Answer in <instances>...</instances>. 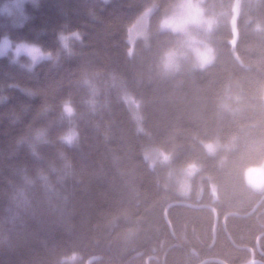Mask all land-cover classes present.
<instances>
[{"label": "trees", "instance_id": "16d2710c", "mask_svg": "<svg viewBox=\"0 0 264 264\" xmlns=\"http://www.w3.org/2000/svg\"><path fill=\"white\" fill-rule=\"evenodd\" d=\"M6 1L0 38L58 58L31 70L0 58V264L264 259V193L245 183L246 169L264 164V36L248 23L264 18V4L241 0L236 28L223 23L211 36L217 58L206 71L162 79L157 58L173 37L156 24L169 0H40L24 3L20 24L2 11ZM209 3L219 10L232 0ZM152 5L148 46L137 41L131 54L129 29ZM73 32L81 39L63 50L59 34ZM226 91L231 111L219 106ZM65 102L76 110L72 146L60 139ZM207 140L219 141L215 155L201 147ZM157 147L174 153L175 166L198 161L189 196L178 194L169 166L145 158ZM181 200L190 205L173 204ZM209 206L219 214L215 236Z\"/></svg>", "mask_w": 264, "mask_h": 264}, {"label": "clouds", "instance_id": "9594fccd", "mask_svg": "<svg viewBox=\"0 0 264 264\" xmlns=\"http://www.w3.org/2000/svg\"><path fill=\"white\" fill-rule=\"evenodd\" d=\"M25 3H32L38 7L40 0H24ZM258 4H264V0H257ZM152 11V10H150ZM241 12V0H232V3L225 7L221 6L217 10L215 4H210L209 0H169L167 8L160 15L156 30L159 33L167 34L173 39L164 47L157 58L156 72L162 79H173L182 74L204 72L213 65L217 58V51L214 47L211 36L223 23L230 24L233 29ZM248 23L251 31L256 35L264 36V18H250ZM148 35L146 30L134 28L129 34V42L135 43L143 41L145 47L148 46ZM81 39L78 33L65 34L58 36L59 44L65 50L70 48L72 41ZM11 51L14 61L21 56H26L30 61L31 67L54 59V54L50 50H45L42 46L35 43L16 42L14 43L8 36L0 38V58H3ZM226 91L225 96L220 101V108L223 111H231L228 102L232 99ZM239 99V97H235ZM130 104H135L131 99ZM137 109L139 105H135ZM76 114L75 108L70 102L63 105V116L68 121L69 126L60 137L63 143L72 146L79 140V132L73 123ZM138 123V131L144 129L140 126L142 116L137 113L134 117ZM44 134L38 132L36 139L42 140ZM201 147L208 155H215L220 149L219 141H201ZM145 158L152 163H159L161 166H169L168 179L171 180L178 194L187 196L191 190V180L199 171V164L196 160H189L182 165H173L174 153L160 148H149L146 150ZM245 183L253 192L264 193V165H260L252 172L245 173ZM73 254L71 259H76ZM251 264H256L253 260Z\"/></svg>", "mask_w": 264, "mask_h": 264}, {"label": "rangeland", "instance_id": "374dc122", "mask_svg": "<svg viewBox=\"0 0 264 264\" xmlns=\"http://www.w3.org/2000/svg\"><path fill=\"white\" fill-rule=\"evenodd\" d=\"M107 1V0H106ZM24 0H7L4 5H3V8L2 11H6L8 13H12L15 15L16 19L18 21H16L17 24H20L23 22L24 20V11H23V6H24ZM156 8V5H152L150 6L149 8H147L138 18L137 20L135 21V23L130 27L129 29V34L131 32V30H133L134 28H139L141 30H148V23H149V19H150V16H151V13L153 12V10ZM152 10V11H150ZM73 33H78L80 35L79 32H73ZM66 34V33H65ZM71 34V33H69ZM129 34H128V41H129ZM6 36V35H5ZM4 37V36H3ZM11 39V38H10ZM12 40V39H11ZM14 43L16 42H28V43H34V42H29V41H24V40H21V41H15V40H12ZM130 43V42H129ZM136 43V42H135ZM135 43H130V53L132 54L134 52V46H135ZM36 44V43H35ZM63 50H65L64 48H62ZM54 54V53H53ZM6 56H9L13 61H14V57H13V53L11 51L8 52V54ZM23 57V56H21ZM21 57L16 60V62H20L21 64L27 66L30 68V61L27 60L25 61L24 63L20 61ZM26 57V56H25ZM58 58V55H55L54 54V59H57ZM28 59V58H27ZM33 68V67H31ZM131 99L132 101H134L136 103V101L134 100L133 97H131L130 95H128V97L126 98V101L127 103L130 105V103L128 102V100ZM151 165L153 166L154 163L151 162ZM261 165H264V164H261ZM260 165L258 166H252L250 167L249 169H246V172L250 173L252 172L253 170H255L257 167H259ZM190 194H188L187 196H189Z\"/></svg>", "mask_w": 264, "mask_h": 264}, {"label": "water", "instance_id": "95a60500", "mask_svg": "<svg viewBox=\"0 0 264 264\" xmlns=\"http://www.w3.org/2000/svg\"><path fill=\"white\" fill-rule=\"evenodd\" d=\"M173 204H177V205H180V204H182V205H190V202H188V201H175ZM206 205H199V206H196V207H205ZM209 207H211V206H209ZM212 209H213V212H214V214H215V219H214V226H213V229H214V236H215V234H216V229H217V224H218V213H217V211H216V209L212 206L211 207ZM165 214H166V212H165ZM149 260H150V258H148L147 259V264H149Z\"/></svg>", "mask_w": 264, "mask_h": 264}, {"label": "flooded vegetation", "instance_id": "af4514ba", "mask_svg": "<svg viewBox=\"0 0 264 264\" xmlns=\"http://www.w3.org/2000/svg\"><path fill=\"white\" fill-rule=\"evenodd\" d=\"M256 193H258V192H256ZM198 204L203 205L204 203H199V201H198ZM218 217H219V214H218ZM214 219H215V214H214ZM257 249L260 251V253H262L261 250H260V245H259V240L258 239H257ZM210 260H212V257L205 258L199 264H204L205 262L210 261ZM253 260L256 262V264H264V259L262 257H258V258L253 257V259H251L249 264H251V262ZM90 262L93 263V260H90ZM146 263H147V260H146ZM245 264H248V263H245Z\"/></svg>", "mask_w": 264, "mask_h": 264}, {"label": "bare ground", "instance_id": "6f19581e", "mask_svg": "<svg viewBox=\"0 0 264 264\" xmlns=\"http://www.w3.org/2000/svg\"><path fill=\"white\" fill-rule=\"evenodd\" d=\"M194 207V206H193ZM223 263V262H222Z\"/></svg>", "mask_w": 264, "mask_h": 264}]
</instances>
